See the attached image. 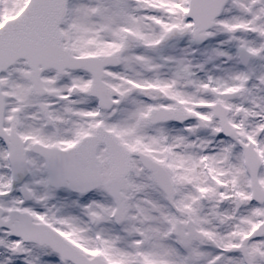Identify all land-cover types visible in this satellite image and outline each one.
<instances>
[{"label": "snow or ice", "instance_id": "obj_1", "mask_svg": "<svg viewBox=\"0 0 264 264\" xmlns=\"http://www.w3.org/2000/svg\"><path fill=\"white\" fill-rule=\"evenodd\" d=\"M0 264H264V0H0Z\"/></svg>", "mask_w": 264, "mask_h": 264}]
</instances>
